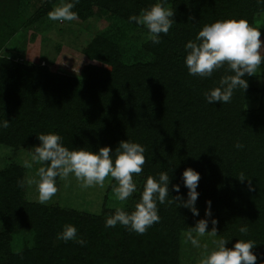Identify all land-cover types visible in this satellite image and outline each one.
I'll return each mask as SVG.
<instances>
[{"label":"trees","instance_id":"trees-1","mask_svg":"<svg viewBox=\"0 0 264 264\" xmlns=\"http://www.w3.org/2000/svg\"><path fill=\"white\" fill-rule=\"evenodd\" d=\"M131 1L137 10L150 7L154 2ZM169 2L175 22L170 33L160 34V43L146 42L145 48L152 54L147 61L115 64L110 70L82 80L63 77L49 67L1 57L0 97L11 93L17 107L24 112L29 101L28 106L42 103L44 112L43 121H39L22 118L16 110L9 122L12 127L9 124L7 128H0V142L35 145L39 143L36 135L56 132L69 149L84 147L97 151L105 145L115 149L120 140L126 139L142 144L145 163L141 173L133 174L137 191L126 200V211H131L139 199L148 175L157 176L167 171L170 175L169 199L176 195L171 188L174 183H181L180 194L186 199L187 189L180 181L181 172L186 167L198 171L196 207L199 216H193L189 209L175 203H158L160 220L145 233L129 231L118 224L125 241L133 243L128 254L138 253L139 246L143 247V252H147V248H152V252L161 250L164 244L153 245L158 238L167 240L170 249L166 247L176 254L181 231H188L196 220L204 218L207 200L211 201L212 216L218 221L217 233L230 239L226 246H232L237 239H251L257 243L253 251L264 252V107L245 109L242 99L246 89L240 88L234 91L230 102L209 104L203 92L216 86L219 79L228 74L227 65L215 70L211 77L201 78L189 75L183 62L184 44L195 39L205 23L245 18L253 26L254 14L264 11V5L257 0ZM92 3L111 5L116 13L124 8L123 0H78L72 11L81 18ZM99 52L102 55H98ZM88 55L101 57L104 51L89 50ZM250 77L246 74L244 78L248 81ZM19 93L27 94L24 107L18 103ZM237 143L243 147L237 148ZM241 173L244 180L239 179ZM19 175L17 167L13 171L12 167L0 171V213L8 229L25 224L28 218L33 222L39 218L44 226L51 227L47 223L54 222L56 215L65 221L72 220L81 229L88 226L94 229L93 225L98 224V216L24 203ZM112 183L116 184L113 178ZM114 211L106 208L103 213L110 215ZM242 225L248 227L247 234L239 232ZM212 226L209 222L208 228ZM92 233L94 236L95 230ZM63 244L59 251L50 249V255L43 256L42 264L69 263L71 259L60 251L68 248L71 251L74 246L71 240ZM36 256L38 254L33 258ZM27 258L29 254H12L0 264H26ZM74 258L72 264L74 260L89 264L83 258ZM158 264H178V260L175 262L168 257Z\"/></svg>","mask_w":264,"mask_h":264},{"label":"rangeland","instance_id":"rangeland-1","mask_svg":"<svg viewBox=\"0 0 264 264\" xmlns=\"http://www.w3.org/2000/svg\"><path fill=\"white\" fill-rule=\"evenodd\" d=\"M169 1L165 0L164 6L171 8ZM62 2L63 0H0V58L6 57L10 61L36 67H49L63 77L82 80L95 76L102 70H110L115 64H129L152 58L151 52L145 48L146 42L150 40L146 27L128 19L130 15H139L141 12L133 6L131 0H123L124 8L121 13H116L111 5L92 3L90 10L83 11L81 18L76 17L72 21L50 20L48 12ZM156 2L157 0H154L152 4ZM253 27H259L260 39L264 42V11L254 14ZM89 50L104 51V55L91 58L88 55ZM98 55L102 54L99 52ZM247 83L242 99L243 107L248 110L264 107V64L248 78ZM24 95H18L20 107H24ZM28 104H31V101L26 104L24 112L17 107L11 93L8 96L3 94L0 97V119L11 122L17 110L22 118L43 121L44 104ZM32 148L33 145L0 142V171L10 167L12 171L14 167L19 169L22 201L26 204H39L44 208L74 210L100 218L98 224L93 225L94 229L89 226L82 228L83 230L77 227L78 235L83 237L86 243L80 245L72 241L74 248L71 251H68L69 248L60 251L64 257L71 260L75 259L74 257L83 258L89 264H158V261L163 263L168 257L175 259V262L178 260V264H197L203 249L195 248L190 242H186L187 230L180 233L176 254L168 250L167 240L160 238L155 240L153 245L164 244L161 250L152 252V248H147V252H143V247L139 246L138 253L128 254L133 243L125 241L119 226L105 227V219L109 214L103 213L104 210L126 206V201L115 198L114 184L110 176L105 179L103 187L86 189L79 186L74 176L70 175L67 180L57 177V192L50 200L40 203L36 186L30 182L35 178L36 169L40 164L34 163L32 168L23 166L24 160L31 159ZM24 223L8 229L6 219L0 213L1 263L12 254H29L26 264H42L43 256H49L50 249L59 251L63 248L64 241L58 239L57 235L62 226L73 224L72 220L65 221L60 215H56L54 222L47 223L51 227L44 226L39 218L34 222L28 218ZM92 230H95L94 236ZM212 239L207 234L200 237L201 245L208 244L211 247ZM35 254L38 256L33 258ZM71 260L63 264H72ZM74 261L75 264H80L77 260Z\"/></svg>","mask_w":264,"mask_h":264},{"label":"clouds","instance_id":"clouds-1","mask_svg":"<svg viewBox=\"0 0 264 264\" xmlns=\"http://www.w3.org/2000/svg\"><path fill=\"white\" fill-rule=\"evenodd\" d=\"M78 0L63 2L48 12L53 21H72L77 13L72 11ZM165 0H157L150 7L141 10L139 15L129 16L130 22L146 27L148 39L153 44L160 43L161 33L167 34L175 22L174 11L164 6ZM264 5V0H257ZM259 27H253L245 18L217 19L205 23L197 32L195 39L184 44L183 58L187 72L191 76L211 77L213 72L227 65L228 74L223 75L216 86L203 92L205 100L228 103L236 89L248 86L245 75H253L260 65L264 64V42L261 41ZM9 120H0V128H7ZM38 144L33 145L31 159L24 160L23 166L32 168L34 163L40 164L36 169L34 183L40 203L50 200L57 192L56 178L67 180L74 176L81 188L103 187L105 179L111 177L116 181L113 186L115 198L126 201L137 191L133 174L143 171L145 148L142 144L131 140H120L115 149L108 145L99 147L97 151L84 147L69 149L62 143V137L56 132L40 133ZM237 148L243 145L237 143ZM240 180H244L241 173ZM200 173L192 167L182 170L180 181L187 189V198L180 194L181 183L171 185L176 195L169 199L170 175L161 171L157 176L148 175L140 192L139 199L131 211L117 207L105 219V227H116L118 224L129 231L145 233L149 227L160 220L159 204H177L190 210L193 216H199L196 201ZM251 188V184L249 183ZM204 218L195 221V225L186 232V242L195 248H202L197 264H264V252H255L254 240L237 239L231 247L226 246L230 239L218 236L215 225L217 219L212 216L211 201L207 200ZM213 225L211 229L208 224ZM239 232L247 234L248 227L242 225ZM195 233V234H194ZM212 237V246L201 245L200 237ZM64 242L75 241L84 245L86 241L78 235L73 224H64L57 234Z\"/></svg>","mask_w":264,"mask_h":264}]
</instances>
